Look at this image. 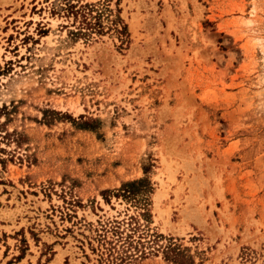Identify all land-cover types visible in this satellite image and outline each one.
Returning a JSON list of instances; mask_svg holds the SVG:
<instances>
[{"label":"rangeland","instance_id":"1","mask_svg":"<svg viewBox=\"0 0 264 264\" xmlns=\"http://www.w3.org/2000/svg\"><path fill=\"white\" fill-rule=\"evenodd\" d=\"M163 238L264 264V0H0V264Z\"/></svg>","mask_w":264,"mask_h":264},{"label":"trees","instance_id":"2","mask_svg":"<svg viewBox=\"0 0 264 264\" xmlns=\"http://www.w3.org/2000/svg\"><path fill=\"white\" fill-rule=\"evenodd\" d=\"M69 9H71V7H69ZM82 9H85L86 12L80 15V18H81L80 25L84 27L85 30L87 29L91 30L93 29L94 26L98 25L97 21H98L99 15L96 13L94 14V16L89 15L93 11L91 5H83ZM92 20H93V23H91ZM139 183H142V181H136V182L124 184L123 185L124 190H122L121 194L129 195L131 192L125 189L127 187L138 185ZM140 240H143V241H140ZM163 240H164V244L162 246L161 252L165 260L176 262L178 264H190V263H187L188 258L182 254L181 250L179 249V245L176 244L175 240L170 239V238H166V239L163 238ZM147 242L148 241H144L143 237L137 236V240L128 242V247L131 249L144 248V245H146Z\"/></svg>","mask_w":264,"mask_h":264}]
</instances>
